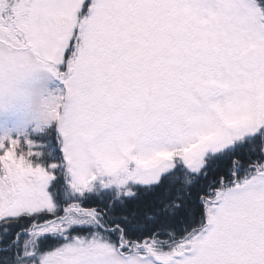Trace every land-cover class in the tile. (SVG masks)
Here are the masks:
<instances>
[{
    "label": "snow or ice",
    "instance_id": "obj_1",
    "mask_svg": "<svg viewBox=\"0 0 264 264\" xmlns=\"http://www.w3.org/2000/svg\"><path fill=\"white\" fill-rule=\"evenodd\" d=\"M0 264H264V0H0Z\"/></svg>",
    "mask_w": 264,
    "mask_h": 264
}]
</instances>
